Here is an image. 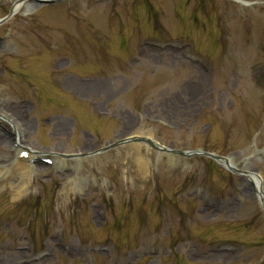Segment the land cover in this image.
<instances>
[{
	"label": "rangeland",
	"instance_id": "obj_1",
	"mask_svg": "<svg viewBox=\"0 0 264 264\" xmlns=\"http://www.w3.org/2000/svg\"><path fill=\"white\" fill-rule=\"evenodd\" d=\"M241 1L0 0V264H264V0Z\"/></svg>",
	"mask_w": 264,
	"mask_h": 264
},
{
	"label": "bare ground",
	"instance_id": "obj_2",
	"mask_svg": "<svg viewBox=\"0 0 264 264\" xmlns=\"http://www.w3.org/2000/svg\"><path fill=\"white\" fill-rule=\"evenodd\" d=\"M235 1H239V2L243 3L241 0H235ZM21 7H22V4L20 2L15 3V5L13 6V13L12 14L17 12ZM0 143H1V141H0ZM159 147H161V146H159ZM15 149H16V145H15ZM159 149L161 150V148H159ZM17 152H18L19 157L23 154V150L18 149ZM32 160H34V156L29 157V162H31ZM223 165L224 166L226 165L225 167L228 168L229 170H233L236 167V165L234 164V162L232 160L229 161L228 164L227 163L224 164V162H223ZM31 169H33V167L31 166L30 163L26 164V162L21 161V160H17L15 162V173L18 176L20 175V177H21V175H32V173H34L33 172L34 170L31 171ZM248 179L253 182L252 186L254 188L255 195L257 196V198L259 200H263L264 199V191L262 189V184H261L260 179L256 178L255 176H250V177H248ZM19 192H22V190H20ZM18 195H20V193H18Z\"/></svg>",
	"mask_w": 264,
	"mask_h": 264
},
{
	"label": "water",
	"instance_id": "obj_3",
	"mask_svg": "<svg viewBox=\"0 0 264 264\" xmlns=\"http://www.w3.org/2000/svg\"><path fill=\"white\" fill-rule=\"evenodd\" d=\"M42 2L43 3H51L52 1L51 0H42ZM13 13V11L10 13V15ZM135 140H139V139H136L135 138ZM143 141H146V142H148L153 148H157L156 146H155V143H153L151 140H149V139H142ZM109 148L107 147V148H105L104 149V151L105 150H108ZM170 152H172V153H174V154H179L180 156H184V157H189V156H191V155H204V156H207V157H209V158H212V159H214V160H216V161H218V162H224V163H229V158H227V157H222V156H218V155H215V154H213V153H209V152H201V151H191V152H183V151H170ZM233 170H235V169H233ZM235 171H237V170H235ZM262 203H263V206H264V200L262 201Z\"/></svg>",
	"mask_w": 264,
	"mask_h": 264
}]
</instances>
